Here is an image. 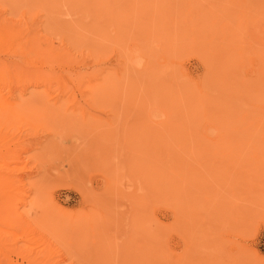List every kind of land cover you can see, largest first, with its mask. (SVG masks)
I'll return each instance as SVG.
<instances>
[{"label": "rangeland", "instance_id": "374dc122", "mask_svg": "<svg viewBox=\"0 0 264 264\" xmlns=\"http://www.w3.org/2000/svg\"><path fill=\"white\" fill-rule=\"evenodd\" d=\"M0 78V264H264V0H0Z\"/></svg>", "mask_w": 264, "mask_h": 264}, {"label": "bare ground", "instance_id": "6f19581e", "mask_svg": "<svg viewBox=\"0 0 264 264\" xmlns=\"http://www.w3.org/2000/svg\"><path fill=\"white\" fill-rule=\"evenodd\" d=\"M39 76H42V75H39ZM1 78H2V76H1ZM1 78H0V79H1ZM1 81H3V80H1ZM37 81H39V80H37ZM41 81H42V79H41ZM41 81H40V82H41ZM43 82H44V81H43ZM47 82H48V81H47ZM0 83H1V82H0ZM95 84H96V83H95ZM93 85H94V84H93ZM104 85H105V84H104ZM94 86H95V85H94ZM103 87H104V86H103ZM99 88H101V89H99ZM47 89H48V88H47ZM50 89H51V88H50ZM97 89H99V90H98V93L101 94L100 91L102 90V86H99V85H98V86H95L94 89L92 88V90L94 91L93 94L96 93L95 91H96ZM46 91H47V90H46ZM102 91H103V90H102ZM21 93H22V92H21ZM42 93H43V92H42ZM98 93H97V94H98ZM102 93H103V92H102ZM97 94H96V95H97ZM153 94H154V93H153ZM46 95H47V94H46ZM0 195L2 196V194H0ZM2 197H4V196H2ZM8 197H9V196H7L6 200L8 199ZM6 200H5V201H6ZM5 201H4V202H5ZM2 202H3V201H2ZM0 203H1V202H0ZM4 204H5V203H4Z\"/></svg>", "mask_w": 264, "mask_h": 264}]
</instances>
